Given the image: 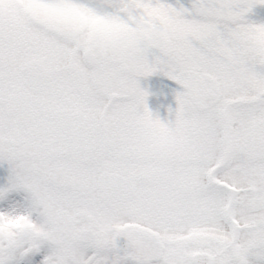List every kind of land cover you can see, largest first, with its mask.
<instances>
[{"label": "snow or ice", "instance_id": "obj_1", "mask_svg": "<svg viewBox=\"0 0 264 264\" xmlns=\"http://www.w3.org/2000/svg\"><path fill=\"white\" fill-rule=\"evenodd\" d=\"M189 5L0 0V264H264V0Z\"/></svg>", "mask_w": 264, "mask_h": 264}, {"label": "flooded vegetation", "instance_id": "obj_2", "mask_svg": "<svg viewBox=\"0 0 264 264\" xmlns=\"http://www.w3.org/2000/svg\"><path fill=\"white\" fill-rule=\"evenodd\" d=\"M139 83L140 87L148 92L147 105L149 111L154 116H158L161 121L173 120L177 107L175 100L177 90L174 81L162 74H156L141 78Z\"/></svg>", "mask_w": 264, "mask_h": 264}, {"label": "water", "instance_id": "obj_3", "mask_svg": "<svg viewBox=\"0 0 264 264\" xmlns=\"http://www.w3.org/2000/svg\"><path fill=\"white\" fill-rule=\"evenodd\" d=\"M180 3L184 4L185 7L190 6L189 0H180ZM247 19L252 23H256L264 20V7L254 8L252 13H250L249 16L247 17ZM178 88L180 89V92L183 91V89L179 85Z\"/></svg>", "mask_w": 264, "mask_h": 264}]
</instances>
